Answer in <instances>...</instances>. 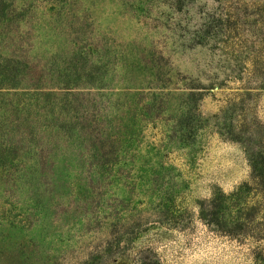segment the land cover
<instances>
[{"label":"rangeland","instance_id":"1","mask_svg":"<svg viewBox=\"0 0 264 264\" xmlns=\"http://www.w3.org/2000/svg\"><path fill=\"white\" fill-rule=\"evenodd\" d=\"M6 3L15 55L49 84L93 69L74 81L123 133L112 161L71 141L5 166L0 264H264V0Z\"/></svg>","mask_w":264,"mask_h":264},{"label":"trees","instance_id":"2","mask_svg":"<svg viewBox=\"0 0 264 264\" xmlns=\"http://www.w3.org/2000/svg\"><path fill=\"white\" fill-rule=\"evenodd\" d=\"M6 5V0H0V174L11 161L44 165L50 162L49 149L64 146L71 141L90 159H98L97 153L102 150L103 157H100V161H112L105 150L111 143V137L120 136L123 128L117 127L118 132L114 131L109 122L122 121V118L119 116L121 119H116L108 115V103L102 104L94 98L86 99L91 91L88 90L85 94L82 89L88 87L74 81L78 74L88 80L87 84H93L96 78L94 70H82L75 66L72 74L62 77L58 74L62 78L58 82L50 85L41 81L43 77L36 73V65L22 60L21 55H15L17 47L22 46L18 42L23 43V40L17 37L18 23L10 21V11L5 8ZM19 51L24 52L22 48ZM146 58L144 56L140 60L143 69L150 70L145 71L148 82H152L149 90L162 91L166 86L156 83L157 68L150 65ZM124 94L127 93L123 92L121 95ZM157 95L158 93L151 92L146 97L148 107L153 106ZM119 97L110 103L117 113L118 106L122 108L126 101L118 102ZM98 104L102 105L101 110L106 111L105 113H98ZM131 106V103L126 102L124 109L129 111ZM191 109L188 108L179 118L183 129H192L193 117L188 116ZM106 119L109 120L105 122ZM196 127L199 126L194 125V129ZM46 149L48 150L45 151Z\"/></svg>","mask_w":264,"mask_h":264}]
</instances>
